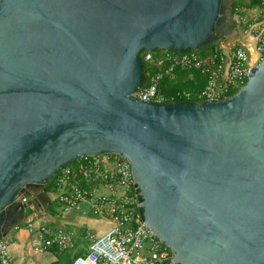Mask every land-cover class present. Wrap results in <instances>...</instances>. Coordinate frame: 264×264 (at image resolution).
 <instances>
[{"label": "water", "instance_id": "95a60500", "mask_svg": "<svg viewBox=\"0 0 264 264\" xmlns=\"http://www.w3.org/2000/svg\"><path fill=\"white\" fill-rule=\"evenodd\" d=\"M228 1L0 0V241L61 168L117 153L172 264H264V60L218 101L134 96L142 53L216 45Z\"/></svg>", "mask_w": 264, "mask_h": 264}, {"label": "built area", "instance_id": "2783aa9c", "mask_svg": "<svg viewBox=\"0 0 264 264\" xmlns=\"http://www.w3.org/2000/svg\"><path fill=\"white\" fill-rule=\"evenodd\" d=\"M255 10L258 13L248 23L249 40L243 44L229 45L221 39L206 53L198 50L145 52V60L153 72L134 96L154 104L191 102L193 95L189 91L168 96L160 90L161 82L174 78L178 68L201 72L204 87L197 96L202 101L231 96V91L248 82L255 65L251 50L255 51L257 62L264 60V0ZM73 164L61 168L53 177L54 199L59 200L61 211L90 213L107 221L108 228L91 235L87 252L75 256L70 264H172V250L142 218L139 206L142 199L137 196L130 161L117 153H102L84 155ZM30 227L34 231V225ZM40 229L46 237L35 246L38 253L51 248L67 251L77 246V234L73 230L52 231L46 226ZM0 264H13L8 240L0 241Z\"/></svg>", "mask_w": 264, "mask_h": 264}, {"label": "crops", "instance_id": "0c3cea01", "mask_svg": "<svg viewBox=\"0 0 264 264\" xmlns=\"http://www.w3.org/2000/svg\"><path fill=\"white\" fill-rule=\"evenodd\" d=\"M237 39H234L230 34L226 36L225 41L229 45L244 43ZM247 40H249L248 33H246ZM51 206L48 211L42 210L41 213H37L35 209L31 210L29 214L26 213V225H21L8 239L13 264H64L67 262L65 257L67 251L70 250L61 251L57 248H51L44 253L35 251V246L46 237V234L40 229L42 226L49 227L52 231L62 229L75 231L78 242L74 249L78 248L79 252L85 251V253L91 242V235L96 236L108 228L107 221L96 218L90 213L84 215L79 211L63 212L61 209L53 211ZM31 224L34 225V231L30 227ZM72 260H68L66 264H70Z\"/></svg>", "mask_w": 264, "mask_h": 264}, {"label": "trees", "instance_id": "16d2710c", "mask_svg": "<svg viewBox=\"0 0 264 264\" xmlns=\"http://www.w3.org/2000/svg\"><path fill=\"white\" fill-rule=\"evenodd\" d=\"M262 2H263V0H231V13H232V15H235V16L238 15V18H240L239 14L241 12H243V10L256 9L262 5ZM215 46L216 45H213V46H210L206 49L207 50L209 49L208 51H210ZM144 55H145V53H144ZM141 58H142L143 68L145 70H147V74L144 76V81H146V79L148 78V75L151 72H153V69L150 66V64H148L146 62L145 57L143 55H141ZM202 78H203V76L199 70H194V69L182 70L181 68H178L175 75H174V78H172V79L165 78L161 82L160 90L162 92H165L168 96H171L177 92L182 93L184 91H189L192 93V95H197L199 92L202 91V89L204 87L203 83L201 82V80H203ZM233 94H234V92L231 91L229 95H233ZM193 100L194 99L192 98L191 102H194ZM179 101L181 102L182 100H179ZM199 102L195 101V103H199ZM48 185H50V182H48L45 185V191L47 193L51 194V193H53V187L52 186H54V183L52 184L50 190L48 189ZM142 213H143V209H142ZM80 254H85V251L77 252L75 254V256H78ZM66 263L67 262H65L64 264H66Z\"/></svg>", "mask_w": 264, "mask_h": 264}, {"label": "rangeland", "instance_id": "374dc122", "mask_svg": "<svg viewBox=\"0 0 264 264\" xmlns=\"http://www.w3.org/2000/svg\"><path fill=\"white\" fill-rule=\"evenodd\" d=\"M224 12H225V16H226V19L221 23V26H223V32H221V36H228L231 34V32H235L238 34V39L237 40H241L243 42H246V32L248 33L249 30L248 29V23H250L252 21V17H254L257 13H258V10H255V9H247V10H243V12H241L239 14L240 18H238V15H232L231 13V0L228 1L227 3V6L225 7L224 9ZM232 28V29H231ZM225 41V40H224ZM248 47H250L251 49L252 46H250L249 44H246ZM209 50V49H208ZM208 50L206 49H200L198 50L200 53H206L208 52ZM165 50H154L155 54H163ZM253 51V50H252ZM144 53L143 52V56H144ZM201 82L203 83V86H204V80H201ZM242 87H237L233 92L234 94H236L237 92H239V90L241 89ZM233 94V95H234ZM195 101L197 102H203L201 99H199V97L197 95H193L192 97ZM199 102V103H200ZM75 164L71 165V166H74ZM53 180L49 181L50 182V185H48V189L50 190L53 182ZM53 187V186H52ZM56 194H54V198H55ZM51 208L53 209V211L55 210H59L60 209V202L58 199H53L52 201V206ZM34 208L32 206H29L26 208L25 210V213H30L31 210H33ZM22 226L26 225V223H23L21 224ZM79 252V249L76 248V249H72L70 251H67L66 253V257L65 259L67 260H70V259H73V257L75 256V254Z\"/></svg>", "mask_w": 264, "mask_h": 264}, {"label": "flooded vegetation", "instance_id": "af4514ba", "mask_svg": "<svg viewBox=\"0 0 264 264\" xmlns=\"http://www.w3.org/2000/svg\"><path fill=\"white\" fill-rule=\"evenodd\" d=\"M232 29V28H231ZM231 35L234 37V39H237L239 36H238V34L237 33H233V32H231ZM223 37V39L225 40V38H226V36H222Z\"/></svg>", "mask_w": 264, "mask_h": 264}]
</instances>
